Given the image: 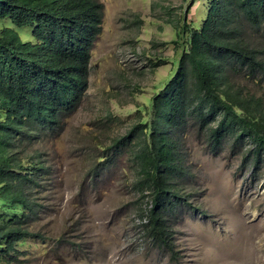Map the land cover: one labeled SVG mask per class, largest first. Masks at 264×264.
Listing matches in <instances>:
<instances>
[{
	"label": "rangeland",
	"instance_id": "1",
	"mask_svg": "<svg viewBox=\"0 0 264 264\" xmlns=\"http://www.w3.org/2000/svg\"><path fill=\"white\" fill-rule=\"evenodd\" d=\"M99 1L102 33L82 103L56 135L45 132L25 149L26 166L41 161L47 170L28 222L42 238L0 254V264H264V155L256 163L250 139L227 137L214 149L195 120L178 130L189 173L176 178L187 201L165 213L175 253L145 232L152 197L136 185L137 163L126 153L100 163L137 120L152 118L150 101L177 69L175 24L196 13L200 25L209 0ZM18 32L34 39L32 26ZM246 38L264 56V24L248 26ZM234 80L264 100V71Z\"/></svg>",
	"mask_w": 264,
	"mask_h": 264
},
{
	"label": "trees",
	"instance_id": "2",
	"mask_svg": "<svg viewBox=\"0 0 264 264\" xmlns=\"http://www.w3.org/2000/svg\"><path fill=\"white\" fill-rule=\"evenodd\" d=\"M206 7L200 25L196 13L175 24L177 69L150 101L152 118L137 120L100 156L105 166L122 153L137 163L136 185L152 197L145 232L173 253L165 213L187 201L176 178L189 173L178 130L193 119L214 149L227 137L234 144L248 138L256 163L264 155L263 97L245 94L234 80L242 71H264L262 51L246 38L248 26L264 24V0H209ZM102 8L99 0H0L1 255L19 252L29 237L42 238L28 222L40 210L34 194L47 170L41 161L26 166L25 149L45 132L56 135L82 103ZM7 19L12 26L1 25ZM26 26L33 27V40L18 32Z\"/></svg>",
	"mask_w": 264,
	"mask_h": 264
},
{
	"label": "bare ground",
	"instance_id": "3",
	"mask_svg": "<svg viewBox=\"0 0 264 264\" xmlns=\"http://www.w3.org/2000/svg\"><path fill=\"white\" fill-rule=\"evenodd\" d=\"M260 200H262V198H261V197H260ZM261 202H262V201H261ZM261 202H260V203H261Z\"/></svg>",
	"mask_w": 264,
	"mask_h": 264
}]
</instances>
